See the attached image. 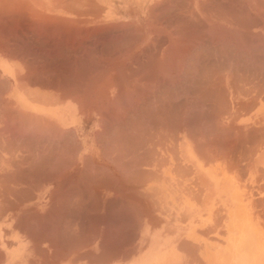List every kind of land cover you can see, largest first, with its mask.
Listing matches in <instances>:
<instances>
[{
    "label": "crops",
    "instance_id": "1",
    "mask_svg": "<svg viewBox=\"0 0 264 264\" xmlns=\"http://www.w3.org/2000/svg\"><path fill=\"white\" fill-rule=\"evenodd\" d=\"M160 2L162 52L107 51ZM34 7L41 47L0 67V264H264V0Z\"/></svg>",
    "mask_w": 264,
    "mask_h": 264
},
{
    "label": "rangeland",
    "instance_id": "2",
    "mask_svg": "<svg viewBox=\"0 0 264 264\" xmlns=\"http://www.w3.org/2000/svg\"><path fill=\"white\" fill-rule=\"evenodd\" d=\"M46 4H98V0H0V67L2 68V54L11 47L12 52L35 53L41 46L35 44L34 25L29 23L39 18L36 17L35 5ZM157 13L154 15L153 7L151 11L147 10L139 15V26L131 27L130 23L124 24L120 28H108L106 36L108 38V52H162V2L157 7ZM66 15V14H62ZM94 15V14H91ZM16 17V18H15ZM108 17V20L114 19ZM134 18L130 14H123L121 20L130 22ZM136 19V18H135ZM64 20V18H60ZM94 30H92L93 32ZM96 31V30H95ZM97 32V31H96ZM97 33L91 34L92 51H97ZM154 39V44L150 43ZM21 43V44H20ZM95 48V50H94ZM47 80H53L56 77H45ZM43 81V77L34 79ZM4 82L0 78V100L5 97ZM52 88V86H50ZM49 88V86L47 87ZM180 94H172L171 118L172 122L178 120L180 105L182 101ZM135 118H131L134 121ZM177 125L172 124V132ZM113 131H123L122 129ZM46 143V147H47Z\"/></svg>",
    "mask_w": 264,
    "mask_h": 264
},
{
    "label": "bare ground",
    "instance_id": "3",
    "mask_svg": "<svg viewBox=\"0 0 264 264\" xmlns=\"http://www.w3.org/2000/svg\"><path fill=\"white\" fill-rule=\"evenodd\" d=\"M15 18H16V17H15ZM37 29H39V28H37ZM36 31H37V30H36ZM39 31H40V30H39ZM47 35H48V34H47ZM47 35H46V36H47ZM69 42H70V41H69ZM72 42H73V41H72ZM71 45H72V44H71ZM87 89H88V88H87ZM263 129H264V128H263ZM254 132H255V131H254ZM261 141H262V140H261ZM261 144H262V143H261ZM261 144H260V145H261ZM253 145H254V144H253ZM253 145H252V146H253ZM253 147H254V146H253ZM147 172H148V171H147ZM242 178H243V177H242ZM65 183H66V182H65ZM65 186H66V185H65ZM65 193H66V192H65ZM69 194H70V193H69ZM259 200H260V199H259ZM55 201H56V200H55ZM67 201H68V200H67ZM63 204H64V203H63ZM68 204H69V202H68ZM59 205H60V204H59ZM66 206H67V205H66ZM68 206H69V205H68ZM60 207H61V206H60ZM75 208H76V207H75ZM73 209H74V208H73ZM67 210H68V208H67ZM64 211H65V210H64ZM73 212H74V211H73ZM65 216H67V215H65ZM65 216H64V217H65ZM20 217H21V215H20ZM46 218H47V217H46ZM50 218H51V217H50ZM52 219H53V218H52ZM53 222H54V221H53ZM89 222H90V221H89ZM50 223H51V222H50ZM66 224H67V223H66ZM94 224H96V223H94ZM57 225H58V224H57ZM50 226H51V225H50ZM51 227H52V226H51ZM58 227H59V226H58ZM61 227H62V226H61ZM54 228H55V227H54ZM90 228H91V227H90ZM55 229H56V228H55ZM58 229H59V228H58ZM48 230H49V229H48ZM50 230H51V229H50ZM70 230H71V229H70ZM91 230H92V229H91ZM38 231H39V230H38ZM57 231H58V230H57ZM53 232H54V231H53ZM58 233H59V231H58ZM84 234H85V233H84ZM64 235H66V234L64 233ZM42 238H43V237H42ZM46 240H47V239H46ZM50 240H52V239H50ZM50 240H48L49 243L51 242ZM53 240H55V239H53ZM63 240H64V239H63ZM64 242H65V241H64ZM64 242H63V243H64ZM66 242H67V240H66ZM75 242H76V241H75ZM77 242H78V241H77ZM51 244H52V242H51ZM61 244H62V243H61ZM79 244H80V243H79ZM124 244H125V243H124ZM124 244H123V245H124ZM48 245H49V247H50V244H48ZM52 245H53V244H52ZM58 245H59V243H58ZM69 245H70V244H69ZM56 247H57V246H56ZM56 247H55V248H56ZM52 248H53V246H52ZM79 249H81V248H78V250H79ZM43 250H44V249H43ZM41 253H42V252H41ZM81 254H82V253H81ZM41 255H42V254H41ZM123 256H124V255H123Z\"/></svg>",
    "mask_w": 264,
    "mask_h": 264
}]
</instances>
